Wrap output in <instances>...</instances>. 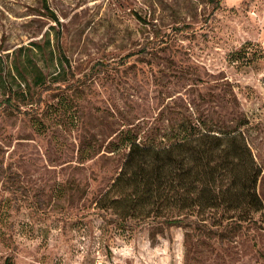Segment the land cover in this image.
<instances>
[{"label":"rangeland","instance_id":"374dc122","mask_svg":"<svg viewBox=\"0 0 264 264\" xmlns=\"http://www.w3.org/2000/svg\"><path fill=\"white\" fill-rule=\"evenodd\" d=\"M0 0V264H264V211L120 225L97 199L124 137L241 130L262 175L264 0ZM65 58L64 60L62 58Z\"/></svg>","mask_w":264,"mask_h":264},{"label":"trees","instance_id":"16d2710c","mask_svg":"<svg viewBox=\"0 0 264 264\" xmlns=\"http://www.w3.org/2000/svg\"><path fill=\"white\" fill-rule=\"evenodd\" d=\"M41 2L50 12L48 0ZM129 136L122 141L128 151L120 170L95 205L120 225L219 229L255 223L254 216L264 211L257 193L262 169L241 130L219 131L189 117L170 127L163 145ZM4 264L14 263L7 258Z\"/></svg>","mask_w":264,"mask_h":264}]
</instances>
